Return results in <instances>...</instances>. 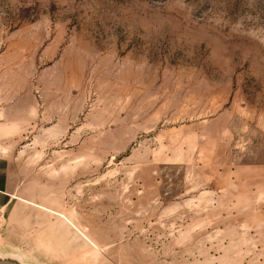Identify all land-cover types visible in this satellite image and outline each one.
<instances>
[{
  "label": "rangeland",
  "instance_id": "obj_1",
  "mask_svg": "<svg viewBox=\"0 0 264 264\" xmlns=\"http://www.w3.org/2000/svg\"><path fill=\"white\" fill-rule=\"evenodd\" d=\"M0 175L2 256L264 264V0H0Z\"/></svg>",
  "mask_w": 264,
  "mask_h": 264
},
{
  "label": "crops",
  "instance_id": "obj_2",
  "mask_svg": "<svg viewBox=\"0 0 264 264\" xmlns=\"http://www.w3.org/2000/svg\"><path fill=\"white\" fill-rule=\"evenodd\" d=\"M7 186V182L2 181L0 177V212H2L3 210H7L8 206L13 202V200L11 199H14L13 195L8 194Z\"/></svg>",
  "mask_w": 264,
  "mask_h": 264
},
{
  "label": "water",
  "instance_id": "obj_3",
  "mask_svg": "<svg viewBox=\"0 0 264 264\" xmlns=\"http://www.w3.org/2000/svg\"><path fill=\"white\" fill-rule=\"evenodd\" d=\"M0 264H22L20 261H18L15 258H12L10 256H0Z\"/></svg>",
  "mask_w": 264,
  "mask_h": 264
},
{
  "label": "bare ground",
  "instance_id": "obj_4",
  "mask_svg": "<svg viewBox=\"0 0 264 264\" xmlns=\"http://www.w3.org/2000/svg\"><path fill=\"white\" fill-rule=\"evenodd\" d=\"M1 256V255H0ZM18 261H20V263H22V264H26V263H24V262H22L21 260H19V259H17Z\"/></svg>",
  "mask_w": 264,
  "mask_h": 264
}]
</instances>
